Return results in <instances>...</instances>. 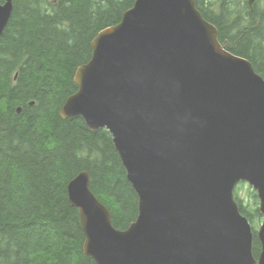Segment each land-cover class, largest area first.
Masks as SVG:
<instances>
[{
  "label": "water",
  "instance_id": "obj_1",
  "mask_svg": "<svg viewBox=\"0 0 264 264\" xmlns=\"http://www.w3.org/2000/svg\"><path fill=\"white\" fill-rule=\"evenodd\" d=\"M13 1L0 5V36ZM92 49L60 116L110 132L139 214L114 227L80 173L68 197L84 253L96 264H264V79L252 63L225 49L195 0H136ZM240 183L260 201L258 259Z\"/></svg>",
  "mask_w": 264,
  "mask_h": 264
},
{
  "label": "trees",
  "instance_id": "obj_2",
  "mask_svg": "<svg viewBox=\"0 0 264 264\" xmlns=\"http://www.w3.org/2000/svg\"><path fill=\"white\" fill-rule=\"evenodd\" d=\"M135 2L14 0L0 36V264H96L83 251L80 212L68 197L70 182L82 172L114 227L126 230L136 220L138 195L110 132L60 116L78 91V68L92 59L94 38L119 24ZM195 2L222 45L264 78V0H219L215 14L207 0ZM243 187L235 199L252 225L258 259L260 201L249 187L244 196Z\"/></svg>",
  "mask_w": 264,
  "mask_h": 264
},
{
  "label": "flooded vegetation",
  "instance_id": "obj_3",
  "mask_svg": "<svg viewBox=\"0 0 264 264\" xmlns=\"http://www.w3.org/2000/svg\"><path fill=\"white\" fill-rule=\"evenodd\" d=\"M206 3H207L208 5H211V6H209V11L215 14L217 7L220 5L219 0H207ZM196 6H197V5H196ZM206 7H208V6H206ZM256 8H258V7L256 6ZM257 11H258V13H259V9H257ZM201 14H202V13H201ZM202 16H203V15H202ZM256 24H259V23H256ZM256 27H257V26H256ZM263 29H264V27H263Z\"/></svg>",
  "mask_w": 264,
  "mask_h": 264
},
{
  "label": "rangeland",
  "instance_id": "obj_4",
  "mask_svg": "<svg viewBox=\"0 0 264 264\" xmlns=\"http://www.w3.org/2000/svg\"><path fill=\"white\" fill-rule=\"evenodd\" d=\"M221 43V42H220ZM222 44V43H221ZM225 49H226V47H225ZM227 50V49H226ZM247 60V59H246ZM264 79V78H263ZM242 194L244 195V196H248L249 195V190H248V187L245 185L244 187H243V192H242ZM262 221H263V218H261V219H259V222L260 223H262ZM258 228H259V225L257 226V228H256V230H258ZM253 232V231H252ZM254 234V233H253Z\"/></svg>",
  "mask_w": 264,
  "mask_h": 264
},
{
  "label": "bare ground",
  "instance_id": "obj_5",
  "mask_svg": "<svg viewBox=\"0 0 264 264\" xmlns=\"http://www.w3.org/2000/svg\"><path fill=\"white\" fill-rule=\"evenodd\" d=\"M245 2V1H244ZM227 25V24H226ZM238 28V27H237ZM232 32V31H231ZM239 33V32H238ZM235 34V33H234Z\"/></svg>",
  "mask_w": 264,
  "mask_h": 264
}]
</instances>
